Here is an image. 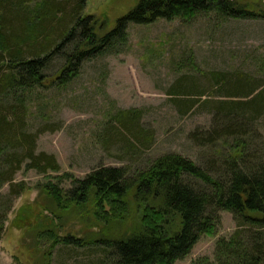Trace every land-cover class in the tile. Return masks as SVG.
Wrapping results in <instances>:
<instances>
[{
  "label": "rangeland",
  "instance_id": "obj_1",
  "mask_svg": "<svg viewBox=\"0 0 264 264\" xmlns=\"http://www.w3.org/2000/svg\"><path fill=\"white\" fill-rule=\"evenodd\" d=\"M138 1L86 0L83 13L94 15L99 25L105 22L101 28L105 31ZM38 2L30 0L27 5L33 8ZM239 2L264 14V0ZM117 49L85 61L78 76L63 87L44 81L27 102L26 129L42 130L36 149L53 155L60 168L43 174L23 167L14 177L21 194L5 196L8 185L0 190L4 220L0 264H99L100 248L60 244L51 252L43 231L52 227L60 236L72 235L90 244L100 234L118 235L133 227L140 210L133 203L120 217L125 220L105 223L91 217L93 213L89 215L94 211L91 200L86 211L71 206L58 209L41 186L51 182L67 189L73 179H82L100 166L126 168L133 177L158 157L171 153L201 164L207 161L205 149L190 135L197 132L202 136L211 129L212 115L222 102L261 95L258 103L263 108L250 124L247 139L250 150L264 162V17L219 18L207 12L130 24L127 42ZM56 65L58 61L52 63V67ZM50 71L54 68L49 75ZM237 82L243 87L255 85L253 92L228 96L225 89ZM179 89L183 92L175 96ZM124 113L135 118L133 131L118 123ZM218 151L214 148L208 153L224 157ZM19 209L21 216L15 219ZM220 218L214 233L201 235L190 253L174 264L213 261L217 241L236 228L230 213L220 212Z\"/></svg>",
  "mask_w": 264,
  "mask_h": 264
},
{
  "label": "trees",
  "instance_id": "obj_2",
  "mask_svg": "<svg viewBox=\"0 0 264 264\" xmlns=\"http://www.w3.org/2000/svg\"><path fill=\"white\" fill-rule=\"evenodd\" d=\"M28 1L0 0V190L8 185L5 196L10 198L23 191L14 182L23 167L43 174L60 168L53 155L36 149L42 130L26 129L27 102L44 81L63 87L78 76L85 61L118 52L127 42L130 24L207 12L219 18L264 17L239 0H139L112 28L102 31L105 22L101 26L94 15H84L86 0H39L33 8ZM57 61L56 68L52 67ZM237 84L225 89L228 96L252 93L255 86ZM260 96L220 103L212 115L211 129L202 136L197 132L190 135L205 149L207 161L201 164L171 153L158 157L133 177L126 168L100 166L82 179H73L67 189L51 182L42 185L58 209L71 206L86 211L91 200L94 211L89 215L93 213L91 217L105 223L125 220L120 217L133 203L141 212L130 229L118 235L100 234L90 244L72 235L60 236L48 227L43 234L49 250L60 244L94 246L101 249L99 264H174L190 253L201 235L214 233L220 225V212H228L236 228L217 241L213 261L204 259L202 264H264V162L250 150L247 139L250 124L263 108L258 103ZM129 115L121 114L117 120L133 131L135 118ZM214 148L224 157L208 153ZM21 212L19 209L15 219ZM3 224L0 216V231Z\"/></svg>",
  "mask_w": 264,
  "mask_h": 264
}]
</instances>
